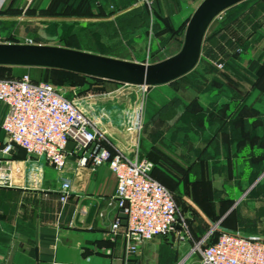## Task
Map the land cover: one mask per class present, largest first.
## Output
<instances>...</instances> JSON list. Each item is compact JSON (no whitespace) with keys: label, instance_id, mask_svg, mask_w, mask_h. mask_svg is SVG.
<instances>
[{"label":"crops","instance_id":"crops-1","mask_svg":"<svg viewBox=\"0 0 264 264\" xmlns=\"http://www.w3.org/2000/svg\"><path fill=\"white\" fill-rule=\"evenodd\" d=\"M200 1L151 0L144 5L137 0H0V21L8 23L1 31L16 37L44 35L53 23L70 21L81 25L73 28L78 40L84 31L95 35L94 48L61 41L32 45L148 63L147 54L169 39L175 41V31ZM205 37L196 67L171 83L151 87L150 103L141 102L135 86L103 85L107 97L88 101L86 113L111 146L126 153L133 146L137 118H144L139 154L148 160L150 148L158 156L159 168L174 182L168 191L187 197L222 229L264 237V112L240 102L239 88L235 92L225 85L230 76L210 70V55L203 56V51L213 50L214 40L206 42ZM116 85L121 88L114 89ZM248 109L255 115L249 116ZM4 113L0 104V120ZM5 143L0 131V146ZM66 149L70 152L72 144ZM156 176L161 173L156 171ZM1 177L7 184L0 185V264H122V232L111 233L120 216L111 199L116 180L105 165L89 173L68 153L64 168L56 171L14 149L0 153ZM151 177L160 184L153 169ZM64 181L70 193L61 202ZM188 227L189 239L171 233L141 243L130 264H200L191 248L205 227L196 217L188 220Z\"/></svg>","mask_w":264,"mask_h":264},{"label":"built area","instance_id":"built-area-1","mask_svg":"<svg viewBox=\"0 0 264 264\" xmlns=\"http://www.w3.org/2000/svg\"><path fill=\"white\" fill-rule=\"evenodd\" d=\"M150 1L137 0L144 5ZM9 44L32 45V42ZM214 66L216 70L222 68L220 63ZM135 87L143 102L150 87ZM0 104L5 107L0 131L6 140L0 153L21 149L28 158L39 159L56 171L64 168L68 153H73L78 165L89 173L103 165L112 172L116 186L111 199L125 216L124 225L120 217L111 224L113 235L122 232V264H130L139 245L154 238L171 233H177L179 239L190 238L173 195L151 177L153 164L139 154L140 116L132 129L133 146L126 153L111 146L105 132L87 115L85 105L67 99L50 83L33 82L28 75L0 79ZM68 143L72 144L70 152L66 149ZM5 184L7 178L1 177L0 185ZM69 193V183L62 182L60 201H66ZM217 229L216 237L207 242L210 232ZM191 252L200 255V264H264V237L222 229L217 222L194 242Z\"/></svg>","mask_w":264,"mask_h":264},{"label":"rangeland","instance_id":"rangeland-1","mask_svg":"<svg viewBox=\"0 0 264 264\" xmlns=\"http://www.w3.org/2000/svg\"><path fill=\"white\" fill-rule=\"evenodd\" d=\"M7 22L0 21V41H14V42H27L33 41L35 43L46 42L56 43L61 41L68 45L79 46L83 48H94L96 45L95 35L89 31H84L83 38L78 40L77 30L74 31V27H80L78 23L66 22V23H53L50 32L46 31L44 35H28L25 34L16 37L9 36L7 33L1 31V29H7ZM186 22L178 27L175 33L178 36L174 39L167 41L165 44L156 50L153 55L147 54L148 63H155L161 61L173 54H175L181 47L183 34L185 30ZM220 26L219 31L215 37H212L213 33L210 31L205 41L214 40L212 46L213 50L210 52L203 51L204 55H210V62L208 63L210 70H216L214 64L220 63L222 65L221 70H216L223 78L226 77L225 85L233 87L236 92L239 93L240 102H249L262 113L264 112V0H245L219 15V18L214 20V26ZM45 28V27H44ZM212 37V38H211ZM38 41V42H37ZM80 41V42H79ZM146 51V50H145ZM146 54V52H145ZM200 68V67H199ZM198 68V69H199ZM195 73V72H194ZM14 70L10 68L0 69V78L13 79ZM23 75H30L37 78L40 82H47L52 84L57 91L62 93L67 99L74 100L79 106L88 104V101L103 99L107 97L106 92L103 90V84L90 78L74 79L73 81L59 82L57 76L54 73L45 71L42 73H27L22 72ZM22 75V76H23ZM29 76V77H30ZM189 78V77H186ZM257 83V84H256ZM172 86H176V83H172ZM121 88V85H116L114 89ZM151 92V88L148 90L144 103ZM150 103L149 100L146 101ZM248 114L255 115L254 111L248 109ZM144 122L146 120L141 119V130L139 138L143 133ZM119 128L123 129V123L119 124ZM139 152L140 146L138 145ZM148 160L153 164V175L167 190L172 191L173 180L167 175L157 163L158 156H152L150 148L145 153ZM156 171L161 173L158 178ZM155 173V174H154ZM177 189L174 190L176 193ZM175 201L178 209V214L183 217L187 231L190 232L188 227V220L192 217L200 219L205 227L204 235L210 230V228L217 223L215 220L207 217L200 212L190 200L181 195L178 197L175 195ZM219 228H222L219 226ZM218 232L213 230L210 232V238L215 237ZM190 234V233H189ZM197 242V241H196ZM196 258H199V254L194 253ZM197 260V259H196Z\"/></svg>","mask_w":264,"mask_h":264},{"label":"water","instance_id":"water-1","mask_svg":"<svg viewBox=\"0 0 264 264\" xmlns=\"http://www.w3.org/2000/svg\"><path fill=\"white\" fill-rule=\"evenodd\" d=\"M243 1L201 0L186 22L180 49L155 63H137L58 46L0 43V67L59 70L131 86L165 85L196 67L210 24ZM119 217L124 225L125 216L120 212Z\"/></svg>","mask_w":264,"mask_h":264},{"label":"trees","instance_id":"trees-1","mask_svg":"<svg viewBox=\"0 0 264 264\" xmlns=\"http://www.w3.org/2000/svg\"><path fill=\"white\" fill-rule=\"evenodd\" d=\"M55 13V12H54ZM68 14V11H64L63 14ZM220 29V26H214V21L210 24L208 30H207V34L211 31V32H218ZM206 34V35H207ZM4 68H10L14 70V74H13V79H17L20 78L23 74L22 72H27L29 73H42L45 71L54 73L57 76V79L59 82H65V81H73L74 79H82V78H86V76L83 75H79V74H74V73H70V72H65V71H59V70H52V69H44V68H18V67H0V69H4ZM216 71V70H213ZM217 72V71H216ZM30 76V75H29ZM31 80L33 82H39V80L37 78L31 77ZM89 78V77H87ZM0 79H4V78H0ZM90 79H94L100 83H102L103 85H113L116 83L113 82H108V81H104V80H100V79H95V78H90ZM257 84V83H256ZM170 192V191H169ZM173 195V199L175 198V194L170 192ZM175 201V199H174ZM176 204V201H175ZM177 206V205H176ZM217 222V221H216ZM217 235V234H216ZM204 236V234H202V236L198 239L200 240L202 237ZM216 237V236H215ZM215 237L209 238V240H207V242L212 241ZM197 240V241H198ZM196 242V241H195Z\"/></svg>","mask_w":264,"mask_h":264}]
</instances>
